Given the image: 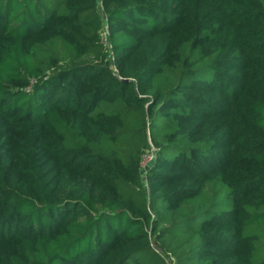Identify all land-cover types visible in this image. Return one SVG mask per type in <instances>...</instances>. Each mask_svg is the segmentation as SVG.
Segmentation results:
<instances>
[{
	"label": "trees",
	"instance_id": "16d2710c",
	"mask_svg": "<svg viewBox=\"0 0 264 264\" xmlns=\"http://www.w3.org/2000/svg\"><path fill=\"white\" fill-rule=\"evenodd\" d=\"M0 264H264V0H0Z\"/></svg>",
	"mask_w": 264,
	"mask_h": 264
},
{
	"label": "built area",
	"instance_id": "2783aa9c",
	"mask_svg": "<svg viewBox=\"0 0 264 264\" xmlns=\"http://www.w3.org/2000/svg\"><path fill=\"white\" fill-rule=\"evenodd\" d=\"M105 35H106V32H104V35H103V37H102V40H103V39H104V40L106 39V38H105ZM104 40H103V41H104ZM105 41H106V40H105ZM105 41H104V43H105ZM147 155H149V157L147 158V159H148L147 162H148V161H150V160L152 159L153 156H152V153L147 154ZM144 158H145V156H144ZM143 163H144V159H143V161H142V165H143Z\"/></svg>",
	"mask_w": 264,
	"mask_h": 264
},
{
	"label": "rangeland",
	"instance_id": "374dc122",
	"mask_svg": "<svg viewBox=\"0 0 264 264\" xmlns=\"http://www.w3.org/2000/svg\"><path fill=\"white\" fill-rule=\"evenodd\" d=\"M103 40H104V39H103ZM104 41H105V40H104ZM105 43L107 44L106 41H105ZM148 157H149V155H146V156H145V158H144V163H143V164L146 165V164L149 162V161L147 162V160H148L147 158H148Z\"/></svg>",
	"mask_w": 264,
	"mask_h": 264
}]
</instances>
